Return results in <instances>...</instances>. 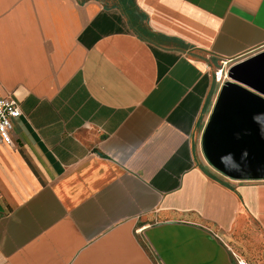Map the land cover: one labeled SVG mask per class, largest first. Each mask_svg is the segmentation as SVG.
Listing matches in <instances>:
<instances>
[{
	"label": "crops",
	"instance_id": "crops-1",
	"mask_svg": "<svg viewBox=\"0 0 264 264\" xmlns=\"http://www.w3.org/2000/svg\"><path fill=\"white\" fill-rule=\"evenodd\" d=\"M135 7L0 0V97L22 112L0 143V264H264V180L202 145L216 71L264 51V0Z\"/></svg>",
	"mask_w": 264,
	"mask_h": 264
},
{
	"label": "water",
	"instance_id": "water-1",
	"mask_svg": "<svg viewBox=\"0 0 264 264\" xmlns=\"http://www.w3.org/2000/svg\"><path fill=\"white\" fill-rule=\"evenodd\" d=\"M203 137L208 162L235 180H264V51L234 65Z\"/></svg>",
	"mask_w": 264,
	"mask_h": 264
},
{
	"label": "built area",
	"instance_id": "built-area-1",
	"mask_svg": "<svg viewBox=\"0 0 264 264\" xmlns=\"http://www.w3.org/2000/svg\"><path fill=\"white\" fill-rule=\"evenodd\" d=\"M238 62L234 60L225 61L215 73V80L219 84L230 81L231 68ZM22 115L18 101L9 97H0V143L11 145L13 143V121Z\"/></svg>",
	"mask_w": 264,
	"mask_h": 264
},
{
	"label": "trees",
	"instance_id": "trees-1",
	"mask_svg": "<svg viewBox=\"0 0 264 264\" xmlns=\"http://www.w3.org/2000/svg\"><path fill=\"white\" fill-rule=\"evenodd\" d=\"M123 10H126L129 14L136 16L137 10L135 7V0H117V4L115 5ZM138 16V15H137ZM140 18V16H139Z\"/></svg>",
	"mask_w": 264,
	"mask_h": 264
},
{
	"label": "rangeland",
	"instance_id": "rangeland-1",
	"mask_svg": "<svg viewBox=\"0 0 264 264\" xmlns=\"http://www.w3.org/2000/svg\"><path fill=\"white\" fill-rule=\"evenodd\" d=\"M96 1L102 3L103 5H105L106 7H109V8H112L117 4V0H96ZM136 26L140 27L139 31H144L143 29L146 27L145 23H139Z\"/></svg>",
	"mask_w": 264,
	"mask_h": 264
},
{
	"label": "flooded vegetation",
	"instance_id": "flooded-vegetation-1",
	"mask_svg": "<svg viewBox=\"0 0 264 264\" xmlns=\"http://www.w3.org/2000/svg\"><path fill=\"white\" fill-rule=\"evenodd\" d=\"M241 62H243V61H241ZM241 62H239V63H241Z\"/></svg>",
	"mask_w": 264,
	"mask_h": 264
}]
</instances>
